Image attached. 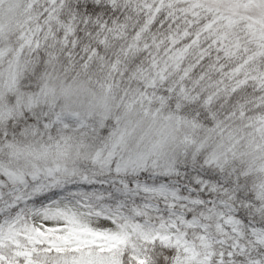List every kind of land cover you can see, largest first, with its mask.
I'll use <instances>...</instances> for the list:
<instances>
[{
	"label": "clouds",
	"instance_id": "obj_1",
	"mask_svg": "<svg viewBox=\"0 0 264 264\" xmlns=\"http://www.w3.org/2000/svg\"><path fill=\"white\" fill-rule=\"evenodd\" d=\"M192 3L0 0V168L24 177L3 201L52 184L30 203L123 234L117 264H264V3L198 43L237 6ZM58 146L75 171L54 184Z\"/></svg>",
	"mask_w": 264,
	"mask_h": 264
},
{
	"label": "snow or ice",
	"instance_id": "obj_2",
	"mask_svg": "<svg viewBox=\"0 0 264 264\" xmlns=\"http://www.w3.org/2000/svg\"><path fill=\"white\" fill-rule=\"evenodd\" d=\"M200 0H193L192 8L184 9L192 16H198L195 7ZM220 3L235 5L229 14L223 10H215L212 18L201 25L195 32L185 31L186 36H192L193 43H198L202 33L213 25L223 24L230 27L235 23L238 6L243 0H219ZM173 0H160V4L172 6ZM249 3H264V0H249ZM159 7L155 12H159ZM193 23V21H188ZM227 33H221L215 41L224 42ZM69 152L67 146L57 147L53 157L54 167L44 169L45 175L51 177L53 183H62L68 175L74 174V169L67 166ZM47 151L38 154L37 158L47 160ZM40 169L34 166L31 173L33 180H38ZM57 172L61 173L57 176ZM9 178V182L20 184L24 177L17 175L12 169L0 168V179ZM52 184L37 183L31 192L16 188L10 193L11 199L3 201L0 192V264H117L116 258L106 257L102 253L107 248L111 250L116 245L113 241H122L123 234H113L90 227L85 221L84 213L59 201H51L47 205L30 203L38 193ZM2 187V185H0ZM23 203V207L20 205ZM87 207V205H85ZM136 264H144L136 258Z\"/></svg>",
	"mask_w": 264,
	"mask_h": 264
}]
</instances>
